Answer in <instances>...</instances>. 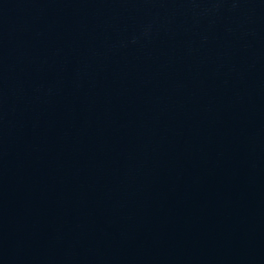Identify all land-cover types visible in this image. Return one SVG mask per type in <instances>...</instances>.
Instances as JSON below:
<instances>
[{
    "label": "water",
    "instance_id": "1",
    "mask_svg": "<svg viewBox=\"0 0 264 264\" xmlns=\"http://www.w3.org/2000/svg\"><path fill=\"white\" fill-rule=\"evenodd\" d=\"M0 264H264V0H0Z\"/></svg>",
    "mask_w": 264,
    "mask_h": 264
}]
</instances>
